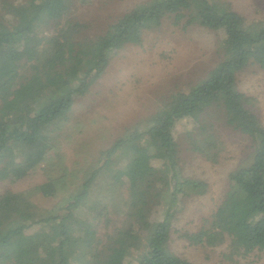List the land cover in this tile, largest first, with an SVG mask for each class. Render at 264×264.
I'll return each instance as SVG.
<instances>
[{"label": "trees", "instance_id": "obj_1", "mask_svg": "<svg viewBox=\"0 0 264 264\" xmlns=\"http://www.w3.org/2000/svg\"><path fill=\"white\" fill-rule=\"evenodd\" d=\"M72 1L0 0L1 183L14 185L45 171L75 101L88 95L116 52L140 46L144 34L163 21L185 19V26L220 32L219 59L198 84L172 94L142 127L100 151L80 182L48 179L0 194V264H69L73 258L91 264H194L172 253L168 241L183 202L208 191L206 182L182 176L174 138L199 111L183 136L189 151L216 161L213 112L249 141L251 151L249 163L229 173L224 200L208 225L179 238L191 246L228 238L234 256L264 253V126L251 108L254 99L236 84L249 68L264 71V22L248 23L229 0H149L102 34L78 40L82 26L65 21ZM156 147L163 149L159 162ZM116 172L125 191L112 179ZM88 199L102 206L98 216L88 215ZM43 205L50 209L41 210ZM115 207L121 227L99 235L100 218L110 226ZM20 217L26 222H18ZM28 235L31 247L23 245Z\"/></svg>", "mask_w": 264, "mask_h": 264}, {"label": "rangeland", "instance_id": "obj_2", "mask_svg": "<svg viewBox=\"0 0 264 264\" xmlns=\"http://www.w3.org/2000/svg\"><path fill=\"white\" fill-rule=\"evenodd\" d=\"M146 1L149 0H87L83 4L81 0H73L65 21H76L82 26L78 40L91 39L102 34L124 13ZM229 1L233 10L248 23L264 22V0ZM220 41V32L196 24L185 26V19L175 24L173 20H165L160 28L144 34L140 46L128 45L116 52L88 95L75 101L69 122L56 135L45 171L37 170L14 185L0 182V194L6 189L21 192L48 179L80 182L96 165L100 151L130 130L142 127L172 94L188 90L207 76L218 62ZM236 84L240 91L254 99L251 108L264 126V71L249 68L238 75ZM201 113L199 111L192 119L184 121L174 131V138L179 145L182 176L206 182L208 191L201 197L183 202L169 234L170 251L194 264H264L263 252L244 257L232 255L228 238H216L212 245L200 246H191L187 240L179 238L184 231L192 233L208 225L207 220L224 200L229 173L239 165L249 163V141L216 120V112L210 113L219 149L216 161H209L187 149L183 136ZM156 155L159 162L163 156L161 147H156ZM112 179L123 191L126 190L121 172L114 173ZM84 208L89 216H98L102 206L88 199ZM115 208L111 210L110 226L105 227L103 217L100 218L99 235L105 237L121 227L123 217L119 208ZM40 209L50 208L43 205ZM155 216L152 213L151 219ZM18 222H26L25 217H20ZM174 229L178 233L173 232ZM31 240L32 236H26L23 245L31 247ZM69 264H91V261L77 263L73 258Z\"/></svg>", "mask_w": 264, "mask_h": 264}]
</instances>
